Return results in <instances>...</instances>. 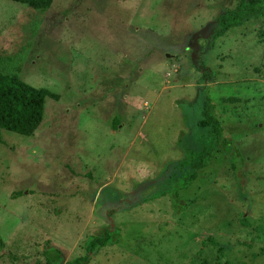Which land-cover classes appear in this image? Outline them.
Returning a JSON list of instances; mask_svg holds the SVG:
<instances>
[{
	"label": "rangeland",
	"instance_id": "374dc122",
	"mask_svg": "<svg viewBox=\"0 0 264 264\" xmlns=\"http://www.w3.org/2000/svg\"><path fill=\"white\" fill-rule=\"evenodd\" d=\"M239 2L0 0V70L57 95L32 136L1 130L0 264L107 228L88 264H264V16L213 38ZM206 99L239 169L216 148L178 189Z\"/></svg>",
	"mask_w": 264,
	"mask_h": 264
},
{
	"label": "trees",
	"instance_id": "16d2710c",
	"mask_svg": "<svg viewBox=\"0 0 264 264\" xmlns=\"http://www.w3.org/2000/svg\"><path fill=\"white\" fill-rule=\"evenodd\" d=\"M264 16V0H240L234 8L228 9L217 18V27L214 29L213 38H219L225 32L235 26L241 25L249 17ZM48 97H57L55 93L45 87H35L22 81L14 73H6L0 70V142L1 130H9L25 136H32L43 121L45 102ZM199 125L209 127L211 139L208 144L200 143L192 146L188 154L180 161L182 166L178 174V189L187 188L197 178L198 170L207 166L210 155L214 149L219 148L235 164L237 157L233 155L232 141L224 134V126L217 118L215 105L210 99H206ZM239 178V177H238ZM241 196L246 199V196ZM244 215V214H243ZM247 224V221H243ZM119 237L114 230L107 228L103 233L91 236L86 242V253L78 256L67 264H88L94 253L102 247L117 243ZM213 244L217 241L212 237L208 239ZM203 243H206L204 240ZM224 246L219 247L223 251ZM61 248L47 240L43 249L45 262L42 264H62L63 254Z\"/></svg>",
	"mask_w": 264,
	"mask_h": 264
}]
</instances>
